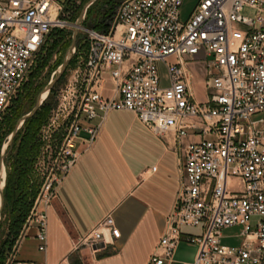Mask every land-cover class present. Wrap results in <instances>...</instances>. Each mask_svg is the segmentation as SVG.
I'll use <instances>...</instances> for the list:
<instances>
[{
    "label": "built area",
    "instance_id": "built-area-1",
    "mask_svg": "<svg viewBox=\"0 0 264 264\" xmlns=\"http://www.w3.org/2000/svg\"><path fill=\"white\" fill-rule=\"evenodd\" d=\"M65 1L0 0V116L47 36L69 24L62 18ZM182 2L122 0L107 30L82 26L85 50L74 70L67 127L27 227L35 228L40 251H46L55 186L79 157L75 142L81 131L88 134L87 142L97 134L96 126L82 120L94 118L97 108L120 109L157 136L173 132L178 152L179 188L149 262L172 264L175 247L186 241L198 251L192 262L182 264H264V0H198L185 20L180 19ZM245 8L253 14H242ZM199 56L206 59L203 101L196 97L188 67ZM161 62L166 86L160 85ZM107 70L113 88L105 99L102 74ZM190 135L198 139L185 142ZM182 227L201 232L183 236ZM231 227H240L239 245L221 243L222 231ZM105 232L112 239L120 235L111 215L79 236L73 249L96 254L109 244ZM99 243L103 247L96 248ZM3 264L46 263L17 260L12 252ZM57 264L69 263L64 258Z\"/></svg>",
    "mask_w": 264,
    "mask_h": 264
},
{
    "label": "crops",
    "instance_id": "crops-1",
    "mask_svg": "<svg viewBox=\"0 0 264 264\" xmlns=\"http://www.w3.org/2000/svg\"><path fill=\"white\" fill-rule=\"evenodd\" d=\"M130 62L126 61L125 66ZM102 97L112 94L109 71L102 74ZM194 78V74L192 75ZM205 100L203 87L195 90ZM82 125L97 127L96 137L87 142L81 131L75 142L79 157L69 172L56 184L55 197L48 207L46 251L38 249L35 228L12 246L15 258L22 261L57 264H151L166 226L180 180L178 152L173 132L157 136L128 110H95ZM198 136L185 137V142ZM106 215H111L120 235L92 254L88 248L74 250V243ZM193 227H182V235H195ZM198 247L181 241L173 251L172 264L192 262Z\"/></svg>",
    "mask_w": 264,
    "mask_h": 264
},
{
    "label": "rangeland",
    "instance_id": "rangeland-1",
    "mask_svg": "<svg viewBox=\"0 0 264 264\" xmlns=\"http://www.w3.org/2000/svg\"><path fill=\"white\" fill-rule=\"evenodd\" d=\"M58 1L63 2L64 0ZM85 1L86 0L65 1L67 10H64L62 18L65 19L69 24H67L64 28L51 32L47 36L43 48L35 58L33 66L27 73L19 91L16 93L0 116V146L14 125L17 117L27 111L29 108L27 104L30 101H35L43 84L47 81L51 72L56 68L60 59L64 55L67 49L68 41L71 37V32L73 29L72 24L74 23V20ZM121 1L122 0H100L96 2L88 10L82 26L86 25V23H91L92 21L95 24H104L106 27L109 26L113 22L115 12ZM197 1L198 0H183L180 7L181 20H185L189 16ZM242 14L250 16L253 14V10L245 8L242 11ZM81 35L82 30L78 33L76 41L77 50L71 59L70 64L63 73L62 77L55 84L52 93L46 100L45 106L49 110L46 121L40 126L35 136L36 141H34V143L37 145V150L35 153L33 152L30 154L29 160L27 158L25 159L27 162L25 165L26 169L25 173L23 174L24 178L22 180V185H20L21 190L18 191V195L21 196L22 199L25 198V205L23 204V206H25L27 209L23 215L22 222L20 223L17 232L13 233L15 238L13 240L14 242L12 246H14V248L18 241L29 235L27 227L34 203L39 196L42 185L50 178L49 168L67 127V121L64 120V116L71 108L73 94L75 92V85L73 83L74 70L77 68L78 60L81 59V54L85 50V47L81 44ZM207 59H210V57ZM205 60L206 59H202L201 56H199L194 60V62H191L188 65L189 69L192 70V73L194 74V78L192 77V83L195 90L200 87L202 88L203 79L205 77L202 67ZM171 61V58L167 60L168 63ZM158 67L161 76L160 85L166 86L168 81L165 65L161 62L158 64ZM19 142L20 138H18V140L15 142V148L11 150L10 155L7 156V169L8 171H11V175L12 172H14L12 165V155L14 150H16V148L19 146ZM17 166L21 169H24V166L22 167L21 162L17 163ZM13 177L14 176H11V179L9 180V187L7 189V210H5L1 217V239L8 231L7 227L10 219V216L7 213L8 207L12 206L11 201L16 195V192L12 190L15 182ZM18 215L20 216V213ZM193 228L198 229L195 235L200 234V227ZM239 233L240 227L224 229L222 231L221 243L223 245L229 246L239 245L242 241V237L239 235ZM10 253H12V249H9L7 252H5L3 263Z\"/></svg>",
    "mask_w": 264,
    "mask_h": 264
},
{
    "label": "trees",
    "instance_id": "trees-1",
    "mask_svg": "<svg viewBox=\"0 0 264 264\" xmlns=\"http://www.w3.org/2000/svg\"><path fill=\"white\" fill-rule=\"evenodd\" d=\"M65 9L67 10L66 4H65ZM93 27L97 30H100V31H105L108 28V26L106 27V26H104V24H94ZM59 29H61V28H56L53 31L59 30ZM81 39H83L82 35H81ZM69 43H70V39L68 41V45H69ZM68 45H67V47H68ZM61 60H62V58L60 59L59 63L61 62ZM44 84H43V86H44ZM53 89H54V87H53ZM53 89L51 90L50 94L52 93ZM50 94H49V96H50ZM46 100L41 105V107L36 111V113L31 118H29L25 121L23 126L17 132L16 136L13 139L12 145L8 149L7 155L4 159L5 165H6V170H7V176H6V184H5V188H4V205H3V209H2V214L5 212V210H7V205H6L8 202L7 201V189L9 187V180L11 179V176H14L13 179L15 182H14V185H13L14 187L12 188V190H14V192H16V195L13 197V199L11 201L12 206L8 207L7 213L10 216L9 224L7 227L8 231L3 236L2 239L0 238V264H3L5 252H7L11 248V246L14 242L13 240H14L15 236H13V233L17 232L19 225L22 222L23 215L25 214L26 209H27L25 206H23V204L25 205V203H24L25 198L22 199L21 196L18 195L19 194L18 191L21 190L20 185H22V180L24 178L23 174L25 173V169H26L25 165L27 162L25 161V159L27 158L29 160L30 154L33 152L34 153L36 152L37 145L34 143V141H36L35 136H36L38 129L46 121V118H47V114H48L49 109L45 106ZM34 102L35 101L32 100L27 104V106H29L27 111L31 109ZM27 111H25V112H27ZM24 113H22V114H24ZM22 114H20L17 117V119ZM12 128H13V126H12ZM11 129H10V131H11ZM18 138H20L19 146L16 148V150H14V153L12 155V165H13V171L14 172H12V175H11V171H8V169H7L6 161H7V156L10 155L11 150L15 148V142L18 140ZM19 162H21L22 167L24 166V169L23 168L21 169L17 166V163H19ZM19 213H20V216L18 215ZM0 228H1V221H0Z\"/></svg>",
    "mask_w": 264,
    "mask_h": 264
},
{
    "label": "water",
    "instance_id": "water-1",
    "mask_svg": "<svg viewBox=\"0 0 264 264\" xmlns=\"http://www.w3.org/2000/svg\"><path fill=\"white\" fill-rule=\"evenodd\" d=\"M99 0H86L83 5L81 6V9L76 16L74 23L72 24V32L70 37V43L62 56L61 62L56 66V68L51 72L47 82L44 84V86L41 88L40 92L38 93L35 102L30 110L22 114L14 123L13 128L11 131L7 134L6 138L1 144L0 147V221L2 217V209L4 205V188L6 184V176H7V170L5 165V157L7 155L8 149L11 147L14 137L16 136L17 132L20 130V128L23 126L25 121L29 118H31L36 111L41 107V105L45 102V100L48 98L51 90L53 89L54 85L58 82V80L62 77L63 73L67 69L71 59L73 58L76 50H77V36L78 33L81 31L82 23L86 17V14L90 7L95 4ZM92 24L88 25V28H91ZM96 248L103 247L102 243H99L95 246Z\"/></svg>",
    "mask_w": 264,
    "mask_h": 264
},
{
    "label": "flooded vegetation",
    "instance_id": "flooded-vegetation-1",
    "mask_svg": "<svg viewBox=\"0 0 264 264\" xmlns=\"http://www.w3.org/2000/svg\"><path fill=\"white\" fill-rule=\"evenodd\" d=\"M86 24H89V23H86ZM90 24L94 25L95 23L92 21ZM82 46H84V45L82 44Z\"/></svg>",
    "mask_w": 264,
    "mask_h": 264
}]
</instances>
